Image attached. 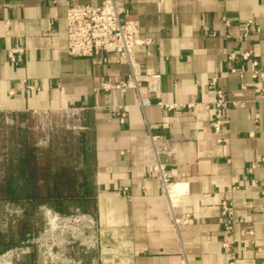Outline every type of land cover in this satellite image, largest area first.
<instances>
[{
  "label": "crops",
  "instance_id": "crops-1",
  "mask_svg": "<svg viewBox=\"0 0 264 264\" xmlns=\"http://www.w3.org/2000/svg\"><path fill=\"white\" fill-rule=\"evenodd\" d=\"M104 1L0 0V114L75 107L76 190L92 193L97 228L92 264H264V79L252 77L264 73V0H116L148 42L135 49L139 71L162 76L161 98L144 111L135 90H101L127 66L67 53L68 8ZM247 22L260 32L246 40ZM249 51L256 69L242 58ZM214 79L230 102L218 135L207 109ZM158 165L171 176L168 195ZM223 202L234 208L231 235Z\"/></svg>",
  "mask_w": 264,
  "mask_h": 264
},
{
  "label": "rangeland",
  "instance_id": "rangeland-1",
  "mask_svg": "<svg viewBox=\"0 0 264 264\" xmlns=\"http://www.w3.org/2000/svg\"><path fill=\"white\" fill-rule=\"evenodd\" d=\"M73 118L55 112L49 116L0 114V182L8 172L19 174L18 159L25 145L35 148L39 164L53 168L80 167V142ZM46 144H43V143ZM79 185L82 176L79 175ZM79 194L85 195L82 190ZM91 203H67L63 212L54 206L32 207L26 201L0 202V239L17 245L4 251L0 264H92L95 259L97 228ZM23 225L33 233L22 240ZM2 244V245H3Z\"/></svg>",
  "mask_w": 264,
  "mask_h": 264
},
{
  "label": "built area",
  "instance_id": "built-area-1",
  "mask_svg": "<svg viewBox=\"0 0 264 264\" xmlns=\"http://www.w3.org/2000/svg\"><path fill=\"white\" fill-rule=\"evenodd\" d=\"M67 26V53L73 58L90 59L96 62L104 63L114 62L128 67V75L125 79L110 84L105 82L101 90L109 92L112 90L125 94L129 90H135L137 93V102L139 108L143 111L152 107L154 100H159L162 94V76L161 74H143L139 71V64L135 56V49L148 42L140 37V23L127 17L125 7L118 4L116 0H105L101 6L93 5H75L70 6L66 13ZM244 37L247 40L253 33L260 32L259 28L252 22L244 25ZM20 51H10L8 58L12 62L20 60ZM242 58L251 60L253 67L258 68V62L254 59V52L249 51L243 54ZM235 56L231 55L230 60ZM254 79H264V73L255 71L252 76ZM217 79H214L210 89L215 92V99L207 109L214 110V120L212 129L216 135L221 133L226 110L229 101L226 94L217 89ZM144 86L147 96H143L141 87ZM32 89V87H29ZM160 107L165 112H170L177 108L174 105H165L160 103ZM70 113L67 116L75 117V107L70 105L66 108ZM55 111H34L32 115L54 114ZM23 114V113H12ZM126 115L122 114L121 121L124 122ZM258 119V116H257ZM156 141L157 137H151ZM154 174L161 181L163 192L168 195L171 187V176L165 171L164 167L158 165L153 168ZM221 216L225 222V234L231 235L234 230V208L232 204L223 202L221 205ZM186 224L187 221L182 222ZM175 224H179L175 222ZM247 237L253 235V231L245 234ZM233 242L224 241L222 247L226 250L232 249ZM235 258H233L234 261Z\"/></svg>",
  "mask_w": 264,
  "mask_h": 264
},
{
  "label": "trees",
  "instance_id": "trees-1",
  "mask_svg": "<svg viewBox=\"0 0 264 264\" xmlns=\"http://www.w3.org/2000/svg\"><path fill=\"white\" fill-rule=\"evenodd\" d=\"M24 155L18 159L19 174L6 173L0 182V202L19 203L26 201L32 207L41 205L54 206L57 211L63 212V204L88 203L92 193L81 195L76 190V174L73 167L63 165L56 170L50 165L39 164L40 158L35 154L36 149L25 145ZM55 170V171H54ZM23 225L19 231L22 240L33 233ZM4 251L17 245L3 244ZM3 253V251H0Z\"/></svg>",
  "mask_w": 264,
  "mask_h": 264
}]
</instances>
